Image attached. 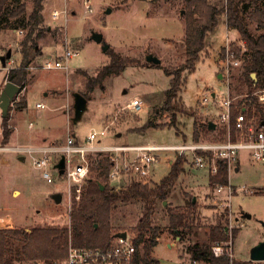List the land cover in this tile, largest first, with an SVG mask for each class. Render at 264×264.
I'll list each match as a JSON object with an SVG mask.
<instances>
[{"label":"rangeland","instance_id":"1","mask_svg":"<svg viewBox=\"0 0 264 264\" xmlns=\"http://www.w3.org/2000/svg\"><path fill=\"white\" fill-rule=\"evenodd\" d=\"M85 1L44 0L42 26L47 30L38 42L40 54L29 66L24 90L15 101L24 98L26 106L19 109L13 103L9 107L6 128L11 134L5 147L61 146L67 137L75 138L79 145L96 148L175 146L193 143L194 123L203 126L209 122L215 125V131H202L197 141H217L221 136L226 137L225 127L217 122L218 106L229 95L232 105L240 112L239 102L244 95L236 96L231 90L234 78L242 72L239 61L237 67L229 65L233 75L229 82L223 68L227 61L234 62L231 51L239 57L240 49L236 32L227 29L224 15L220 16L215 30L205 37V50L194 71L184 73L183 86L176 98L178 111L172 115L162 110L169 78L162 69L148 66L146 57H157L162 67L178 68L184 63L186 0H88L91 12L87 11ZM22 3L25 12L16 19L3 20L0 27V60L11 51L5 68L0 61V93L6 83L7 70L17 67L21 60L19 44L32 11L31 0H22ZM53 12H58L56 20L52 19ZM248 30L255 36L259 33L256 24H248ZM93 34L102 35L103 43H96ZM103 44L137 64L107 76L101 85L89 91L88 80L95 78L109 63V55L102 51ZM65 51L74 54L68 60L66 70L42 69L47 62L62 61ZM263 91L257 89L252 95L258 99ZM75 93L86 98L87 105L79 121L73 123L72 95ZM202 98H205L204 103ZM133 100L141 105L137 113L127 108ZM38 103H42L44 109L36 108ZM248 119H253L259 126L258 117ZM148 122L152 127H146ZM101 132L104 134L100 135ZM90 133L97 137L88 144ZM2 139L3 134L0 147L4 145ZM125 154L131 161L136 153ZM21 157L23 161H20ZM33 157L39 155L0 153V230L29 232L33 228H69L72 203L66 182L57 176L53 167L46 170L53 182L44 180L43 170L33 166ZM123 157L119 155V163L123 162ZM157 157L159 160L151 168V179L146 184L149 187L167 175L177 158L185 160L184 170L175 186L164 202H155L150 219L151 234L155 231L158 237L152 253L158 264H192L184 243L171 234L168 218V210L185 209L191 199L196 204V219L189 221V228L183 233L184 241L205 244L209 229L221 219L226 232L238 230L232 246L234 261L248 262L251 248L264 240V164L254 161L248 151L238 153L234 167L238 164L239 171L228 172L227 167L233 196L231 206L225 207L219 206L220 197L209 187L208 167L194 166L190 153L181 156L159 153ZM59 159L58 155L51 156L53 166ZM136 179L134 175H126L111 181L110 186L119 191ZM53 194L61 195L59 204L53 202ZM145 207V202L140 200L116 203L110 214L111 227L135 238L134 229ZM143 246H138V253L142 252ZM15 264L32 263L24 258Z\"/></svg>","mask_w":264,"mask_h":264},{"label":"trees","instance_id":"2","mask_svg":"<svg viewBox=\"0 0 264 264\" xmlns=\"http://www.w3.org/2000/svg\"><path fill=\"white\" fill-rule=\"evenodd\" d=\"M31 2L32 11L25 25L26 32L19 44L20 63L17 67L7 70L5 77L6 82L20 89L25 86L29 77L30 64L40 54L38 42L43 39L47 30L42 26L41 12L44 0H31ZM185 5L187 9L184 16V63L178 68L146 63L148 66L162 69L164 75L169 78V88L165 92L162 110L172 115L178 111L176 98L183 86L184 73L194 71L196 63L205 50V37L215 30L220 16L224 15L227 29L236 32L239 43L245 49L240 56L242 61L239 67L242 72L239 77L234 78L231 90L236 96L244 95L239 102L240 112H244L245 109L248 118L258 117L261 127V123H264V105H261L252 94L257 89H264V0H186ZM24 12L25 4L22 0H0V27L3 26V20L16 19ZM248 24H256L258 35L255 36L248 30ZM106 53L109 55V63L101 68L95 78L88 80L86 87L89 91L101 85L102 80L107 76L119 74L126 67L137 64L135 60L123 58L109 49ZM251 74H255V80L251 78ZM232 77L231 71L229 80ZM14 104L22 109L26 106V101L23 98ZM238 112L232 105L230 127L232 141L236 140L233 123L239 115ZM8 120V116L3 119L5 127ZM146 127L152 126L148 122ZM202 131L212 133L215 129H210L208 123L203 126L194 123L192 134L194 142H197ZM10 134L11 131L5 129L3 146H6ZM223 139L224 136L219 138V140ZM96 155L93 158L89 157L91 176L83 187L79 202L73 200L69 214V228H33L29 232L20 229L0 230V264H15L24 258L32 264L40 261L43 264H61L66 257L69 242L76 248H106L119 234L110 225L113 206L118 202L131 200H140L146 204L134 229L136 237L133 240L135 247L141 244L144 246L141 253H136L133 264H158L152 257V250L157 245L158 237L155 231L151 234L150 219L155 202L158 200L164 202L169 191L175 186L184 170L185 160L182 157L177 158L170 166L167 175L153 187L132 181L125 188L114 191L110 186L109 178L113 162L107 155ZM227 178L226 163L217 161V173L208 178L209 187L215 189L219 186H227ZM195 210L196 204L192 199L188 201L185 209L168 210L171 234L184 243V249L192 263L254 264L250 261L231 262L227 256L215 257L212 254V244L225 242L228 239V232L221 219H217L215 225L209 229L205 244L185 242L183 233L189 228V221L193 222L196 219ZM237 234L238 230L232 232L233 240ZM147 237L149 238L146 239Z\"/></svg>","mask_w":264,"mask_h":264},{"label":"built area","instance_id":"3","mask_svg":"<svg viewBox=\"0 0 264 264\" xmlns=\"http://www.w3.org/2000/svg\"><path fill=\"white\" fill-rule=\"evenodd\" d=\"M85 4L87 6V11L91 12L89 1L86 0ZM57 18L58 14L53 12L52 19L56 20ZM244 50V46L240 44L239 58L231 51L230 55L234 62L227 61L223 67L228 82L230 72L232 71V66L229 67V65L233 64L237 67L239 61L240 66L242 61L240 56ZM72 56H74V54L65 51L62 61H55L53 64L47 62L42 69L66 70L67 62ZM23 90L24 87L22 89L19 88V92L13 98L11 104L15 103L16 100L18 101V97L22 94ZM258 100L260 103L264 104V91L259 95ZM204 101L205 98H202L201 102L204 103ZM218 107L220 108V112L217 122L223 125L226 130V137L224 140L197 141L190 144L175 146H114L96 148L90 145H79L75 142L73 137H67L65 143L61 146H44L41 148H9L1 146L0 153L11 151L29 156L35 154L39 155L38 158L33 157V166L36 169L43 170L42 178L48 183L53 182L50 174L46 171L49 167H53L51 156L58 155L60 158L63 156L65 158V166L62 175H58V177L66 182V191L71 198V203H73V200L79 202L83 187L90 175L89 157H93L96 154L107 155L113 162L112 170L109 174L110 182L118 180L126 175H134L137 178L135 181L143 185L149 184V179H151L150 176L152 174L151 168L159 160L157 157L159 153H174L179 156L190 153L192 155L193 165L200 169L208 167L209 175H215L217 173V161L226 163L228 172L234 170V162L238 158V153L240 151H248L250 157L254 161L264 164L263 123H261V127H259L258 123H255L253 119H248L244 115V112H239V115L235 118L233 123L236 132V140L232 141L230 138L232 100L229 95L225 100L220 102ZM36 108L44 109V105L38 103L36 104ZM127 108L132 113H137L141 110V105L137 100H133L127 105ZM5 129L7 128L3 124V118L0 113V137ZM103 134V132L100 133V135ZM96 137L97 134L90 133L87 138V143L90 144ZM128 152H135V157L129 161L126 155H123V162L119 163V155ZM215 191L217 196L221 199L219 206L230 207L233 196L232 186L229 184L224 187L219 186L215 188ZM228 233L227 241L215 242L211 247V252L215 257L227 256L232 262L234 261L232 230L228 231ZM133 240L134 238H130L126 234L125 239L115 236L109 246L103 249L76 248L69 246L66 257L61 264H133L135 255L138 252V247H135Z\"/></svg>","mask_w":264,"mask_h":264},{"label":"water","instance_id":"4","mask_svg":"<svg viewBox=\"0 0 264 264\" xmlns=\"http://www.w3.org/2000/svg\"><path fill=\"white\" fill-rule=\"evenodd\" d=\"M107 13H109V11ZM92 39L98 44L103 43L102 35L100 34H93ZM108 49L109 46L103 44V48H102L103 53H106ZM10 56H11V51H8L7 54L1 58L0 61L3 67L5 66L6 61L10 59ZM146 62L151 63L153 65H160V60L153 55H147ZM251 78L255 80V74H251ZM18 92H19V87H17L16 85L10 82L5 83V86L0 93V113L3 119L7 117L9 112V107L11 106V102ZM72 97H73V105H72L73 118H71V122L76 123L77 121H79L82 113L86 109L87 100L78 93L73 94ZM262 125L264 126V123ZM208 126L210 129H213L215 127V125L210 122L208 123ZM20 161H23V157L20 158ZM64 166H65V158L62 156L57 162V164L54 165V169L57 170L59 175H62ZM52 200L55 204H59L61 201V195L53 194ZM245 217L249 218V216L247 215H245ZM116 237L125 239L126 233H119L118 235H116ZM249 261L254 263L264 262V240L258 243L253 248H251L249 254Z\"/></svg>","mask_w":264,"mask_h":264},{"label":"crops","instance_id":"5","mask_svg":"<svg viewBox=\"0 0 264 264\" xmlns=\"http://www.w3.org/2000/svg\"><path fill=\"white\" fill-rule=\"evenodd\" d=\"M56 13L58 14V12H56ZM53 20H54V19H53ZM44 96H45V94H44ZM74 140H75V138H74ZM75 142L78 144V142H77L76 140H75ZM115 147H118V146H115ZM123 155L125 156L126 154H122V156H123ZM126 157H128V156L126 155ZM19 159H20V158H19ZM127 159H128V158H127ZM167 159H168V158H166V161H167ZM23 160H24V158H23ZM168 162H169L168 165H170L171 160H169ZM53 167H54V166H53ZM54 170H55V169H54ZM56 171H57V170H56ZM234 171H235V172H238V171H239V166H238V164L235 166ZM58 175H59V174H57V176H58ZM116 181H117V180H116ZM154 248H155V247H154ZM154 248H153V249H154ZM152 253H153V250H152Z\"/></svg>","mask_w":264,"mask_h":264}]
</instances>
